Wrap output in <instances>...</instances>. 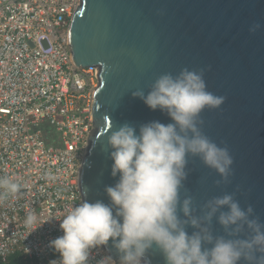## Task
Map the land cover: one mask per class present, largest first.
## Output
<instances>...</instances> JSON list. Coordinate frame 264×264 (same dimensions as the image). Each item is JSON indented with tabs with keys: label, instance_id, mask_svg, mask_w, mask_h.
Instances as JSON below:
<instances>
[{
	"label": "water",
	"instance_id": "95a60500",
	"mask_svg": "<svg viewBox=\"0 0 264 264\" xmlns=\"http://www.w3.org/2000/svg\"><path fill=\"white\" fill-rule=\"evenodd\" d=\"M255 24L260 28L250 31ZM69 42L75 65L92 66L98 76L93 128L79 174L83 200L111 203L105 188L119 179L111 174V131L127 123L139 134L143 124L172 122L133 93L147 95L161 75L176 76L187 68L203 70L207 90L225 97L219 108L201 113V130L227 147L234 163L224 182L189 155L181 199L191 196L194 214L202 215L209 200L234 193L242 207L252 205L264 220V0H81ZM218 216L211 226L221 235ZM195 230L187 228L189 234ZM103 247L119 263L111 238ZM144 259L166 264L155 247Z\"/></svg>",
	"mask_w": 264,
	"mask_h": 264
},
{
	"label": "clouds",
	"instance_id": "9594fccd",
	"mask_svg": "<svg viewBox=\"0 0 264 264\" xmlns=\"http://www.w3.org/2000/svg\"><path fill=\"white\" fill-rule=\"evenodd\" d=\"M258 28L260 24H255L250 31ZM133 95L166 113L172 122L143 124L139 134L125 123L107 135L114 161L111 174L119 176L114 186L105 188L111 203L82 200L67 210L60 223L63 235L50 242L60 253L59 264H88L90 250L107 245L110 238L121 254L119 264H151L144 258L153 247L166 264H239L242 259L246 264H264V220L252 205L244 208L234 193H226L209 200L203 214L195 215L193 198L181 199L189 155L199 157L229 182L234 163L229 149L201 130V113L219 108L225 97L207 90L203 70L187 68L176 76L161 75L147 95L143 90ZM21 187L10 178H0V198L14 196ZM218 212L221 235L214 234L211 226ZM46 221L30 212L24 224L34 231ZM189 226L196 229L191 234ZM99 264L116 262L107 256Z\"/></svg>",
	"mask_w": 264,
	"mask_h": 264
},
{
	"label": "built area",
	"instance_id": "2783aa9c",
	"mask_svg": "<svg viewBox=\"0 0 264 264\" xmlns=\"http://www.w3.org/2000/svg\"><path fill=\"white\" fill-rule=\"evenodd\" d=\"M80 3L0 0V178L22 185L0 198L1 261L19 251L30 264H59L50 242L63 235L67 210L83 200L79 174L98 76L72 59L69 28ZM39 126L57 138L46 140ZM30 212L47 220L34 231L24 224ZM107 256L103 245L92 248L88 264Z\"/></svg>",
	"mask_w": 264,
	"mask_h": 264
},
{
	"label": "trees",
	"instance_id": "16d2710c",
	"mask_svg": "<svg viewBox=\"0 0 264 264\" xmlns=\"http://www.w3.org/2000/svg\"><path fill=\"white\" fill-rule=\"evenodd\" d=\"M0 264H30V260L22 252H15L7 258L6 261H1Z\"/></svg>",
	"mask_w": 264,
	"mask_h": 264
},
{
	"label": "rangeland",
	"instance_id": "374dc122",
	"mask_svg": "<svg viewBox=\"0 0 264 264\" xmlns=\"http://www.w3.org/2000/svg\"><path fill=\"white\" fill-rule=\"evenodd\" d=\"M38 128L43 130V133H44V136H45L46 140H48V139H56L57 138V135H56L55 131L52 130L50 127L39 126ZM47 145H48V143H47Z\"/></svg>",
	"mask_w": 264,
	"mask_h": 264
}]
</instances>
